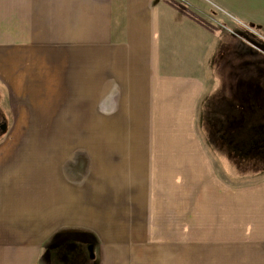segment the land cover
Segmentation results:
<instances>
[{
  "label": "rangeland",
  "instance_id": "374dc122",
  "mask_svg": "<svg viewBox=\"0 0 264 264\" xmlns=\"http://www.w3.org/2000/svg\"><path fill=\"white\" fill-rule=\"evenodd\" d=\"M204 2L192 12L211 28L182 68L192 97L148 98L118 76L66 96L55 68L28 74L18 52L10 75L0 53V264L244 262L210 239L217 189L264 176L246 154L264 129V34Z\"/></svg>",
  "mask_w": 264,
  "mask_h": 264
},
{
  "label": "crops",
  "instance_id": "0c3cea01",
  "mask_svg": "<svg viewBox=\"0 0 264 264\" xmlns=\"http://www.w3.org/2000/svg\"><path fill=\"white\" fill-rule=\"evenodd\" d=\"M186 1L204 18V0ZM215 1L264 34V0ZM205 32L166 0H0V53L10 52V75L20 70L18 52H25L24 71L41 76L46 66L55 68L63 95L66 84L78 96L118 76L122 90L140 83L142 91L152 93L148 98L192 97L194 80L182 77L183 61L194 47L201 51ZM250 144L246 154L264 161V141ZM254 179L217 189L224 232L210 242L225 243L231 257L244 260L239 264H252L253 258L264 264V176ZM230 213L232 222L225 219Z\"/></svg>",
  "mask_w": 264,
  "mask_h": 264
},
{
  "label": "trees",
  "instance_id": "16d2710c",
  "mask_svg": "<svg viewBox=\"0 0 264 264\" xmlns=\"http://www.w3.org/2000/svg\"><path fill=\"white\" fill-rule=\"evenodd\" d=\"M172 7H174L175 9H177L178 11H180L181 13L187 15L188 17H190L191 19L197 21L198 23H200L202 26H204L205 28H211L206 22H204L199 16H197L196 14H194L190 9H188L185 5L182 4H178V2H175L173 0H166ZM258 133V136L261 139H258L259 141H264V129H256V131H253Z\"/></svg>",
  "mask_w": 264,
  "mask_h": 264
},
{
  "label": "water",
  "instance_id": "95a60500",
  "mask_svg": "<svg viewBox=\"0 0 264 264\" xmlns=\"http://www.w3.org/2000/svg\"><path fill=\"white\" fill-rule=\"evenodd\" d=\"M1 128H4V125H0Z\"/></svg>",
  "mask_w": 264,
  "mask_h": 264
}]
</instances>
